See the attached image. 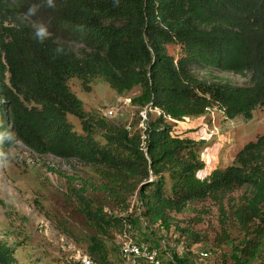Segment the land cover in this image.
I'll return each mask as SVG.
<instances>
[{
	"label": "trees",
	"instance_id": "trees-1",
	"mask_svg": "<svg viewBox=\"0 0 264 264\" xmlns=\"http://www.w3.org/2000/svg\"><path fill=\"white\" fill-rule=\"evenodd\" d=\"M33 5L36 12L27 15ZM37 23L47 29L43 38ZM170 45L181 48L178 58ZM201 70L249 76L250 85L199 77ZM73 78L85 91L95 79L117 94L138 87L131 103L159 114L147 112L140 130L114 125L85 111L70 89ZM213 107L245 120L264 107V0H0V158L20 144L100 169L122 193L136 194L144 218L167 230L177 224L173 215L211 201L222 224L227 214L242 227L261 223L260 239L248 243L255 250L264 236V132L231 164L201 178L202 143L175 135L168 122ZM239 191L241 203L228 211L225 201ZM77 196L89 222L110 225L102 209ZM90 240L104 259L101 241ZM15 252L0 240V264H22Z\"/></svg>",
	"mask_w": 264,
	"mask_h": 264
},
{
	"label": "rangeland",
	"instance_id": "rangeland-1",
	"mask_svg": "<svg viewBox=\"0 0 264 264\" xmlns=\"http://www.w3.org/2000/svg\"><path fill=\"white\" fill-rule=\"evenodd\" d=\"M167 50L174 58L181 55L178 46L170 45ZM197 73L237 86L250 85L249 76L216 70ZM69 86L85 111L105 117L114 125L140 130L144 123L141 112H149L153 118L159 114L131 103L140 93L138 87L117 94L103 80L95 79L90 91H85L76 78L69 81ZM68 120L80 132L77 119L68 116ZM168 122L175 135L202 143V178L215 167L231 164L245 144L263 134L264 107L256 109L251 120L227 119L213 107L204 115ZM73 190L83 194L91 207L102 209L110 225L99 228L89 222ZM243 197L242 191L235 192L224 205L230 211L229 207L239 205ZM0 200V240L15 247V256L22 264H84V259L89 264H131L125 253L129 244L146 245L157 253L161 264H238L234 257H241L243 264H264V236L257 249L251 250L248 244H255L259 221L242 227L227 214L228 220L222 224L218 206L206 201L173 215L177 224L167 230L144 218L136 194L122 193L100 169L75 160L38 156L20 144L0 158ZM185 229L195 237L181 232ZM91 236L103 244L104 259L92 253ZM250 251L253 258L248 260ZM135 264L150 263L138 258Z\"/></svg>",
	"mask_w": 264,
	"mask_h": 264
},
{
	"label": "built area",
	"instance_id": "built-area-1",
	"mask_svg": "<svg viewBox=\"0 0 264 264\" xmlns=\"http://www.w3.org/2000/svg\"><path fill=\"white\" fill-rule=\"evenodd\" d=\"M146 112H141V118L143 121L146 120ZM125 253L128 255V260L131 261V264H135L138 258L146 260L150 264H161V261L158 258L157 253L147 247L146 245H132L129 244L125 247ZM84 264H89L87 259H84Z\"/></svg>",
	"mask_w": 264,
	"mask_h": 264
},
{
	"label": "clouds",
	"instance_id": "clouds-1",
	"mask_svg": "<svg viewBox=\"0 0 264 264\" xmlns=\"http://www.w3.org/2000/svg\"><path fill=\"white\" fill-rule=\"evenodd\" d=\"M47 3L49 6H52L53 0H47ZM36 10L37 7L33 5L31 8H29L27 15H33L36 12ZM34 27L36 28V36L38 38H43L47 34V29L43 24L37 23L34 25Z\"/></svg>",
	"mask_w": 264,
	"mask_h": 264
}]
</instances>
